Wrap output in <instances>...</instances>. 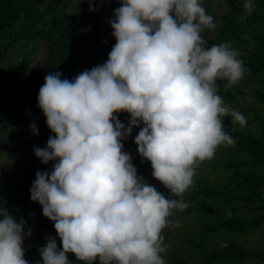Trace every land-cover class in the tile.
Masks as SVG:
<instances>
[{"label": "clouds", "instance_id": "obj_1", "mask_svg": "<svg viewBox=\"0 0 264 264\" xmlns=\"http://www.w3.org/2000/svg\"><path fill=\"white\" fill-rule=\"evenodd\" d=\"M242 6L247 13L256 7L254 0ZM109 24L115 43L105 62L71 79L49 72L38 91L53 135L34 153L54 163L50 172L37 171L30 199L62 247L46 237L31 264H73L69 253L83 264H165L162 230L179 225L171 217L188 207L182 194L196 168L219 146L234 145L224 118L247 123L217 92V81L235 84L245 75L242 54L228 41L208 45L202 33L216 24L201 0H120ZM135 127L152 177L179 199L138 174L123 145ZM24 223L0 207V264H30Z\"/></svg>", "mask_w": 264, "mask_h": 264}, {"label": "rangeland", "instance_id": "obj_2", "mask_svg": "<svg viewBox=\"0 0 264 264\" xmlns=\"http://www.w3.org/2000/svg\"><path fill=\"white\" fill-rule=\"evenodd\" d=\"M120 0H0V47L5 55L0 62V81L26 73L22 84L0 88V207L25 211L23 230L25 258L40 260L39 248L46 237L62 247L53 222L33 207L30 187L37 171L50 172L52 161L42 164L34 146L44 147L51 133L37 106L39 88L49 72L59 71L73 78L81 71L102 64L115 43L109 18ZM214 18L216 27L202 35L208 45L225 41L238 49L246 66L245 75L235 84L217 81V92L231 108L247 120L241 126L225 117V131L234 145H221L212 159L196 168L193 184L183 193L188 207L174 210L173 220L163 231L167 250L165 264H264V0H254L251 13L243 0H201ZM233 18H248L245 27H230ZM97 28L95 45L68 36L50 41L42 36L15 37L42 31L46 35H88ZM221 29V30H220ZM20 84V85H19ZM118 118L127 124L128 113ZM35 124L38 134H33ZM123 141L133 157L138 174L168 198L179 199L152 177L149 161L137 152L134 136ZM230 213V214H229ZM73 264H83L68 254ZM94 264H99L95 261Z\"/></svg>", "mask_w": 264, "mask_h": 264}, {"label": "trees", "instance_id": "obj_3", "mask_svg": "<svg viewBox=\"0 0 264 264\" xmlns=\"http://www.w3.org/2000/svg\"><path fill=\"white\" fill-rule=\"evenodd\" d=\"M232 20L233 21L231 23L229 21H227V23H229L230 27L234 26L235 28L245 27L249 23L248 18H243V19L233 18ZM37 35L42 36L46 39H49L50 41L60 40L64 36H68V37H71L74 39H78L80 41H85V42L89 43L90 45H95L99 39V31L96 27L91 29V31L89 32L88 35H84V36L83 35H76V34H65V35L50 36V35H46L42 31H36L34 33H26L23 29H21L19 32L14 34L15 37H34ZM4 55H5V51H4V49H1V47H0V62H1V59L3 58ZM26 76H27L26 73H21L16 77L4 78L3 80L0 81V88L6 86L8 84H11V83L22 84L24 82V80L26 79ZM39 84H42V83H39ZM33 207L37 208L38 210H42L41 206L37 202H35L33 204ZM6 209L16 217L18 222L20 220H24L25 214H26L25 211H15V210H12L9 208H6Z\"/></svg>", "mask_w": 264, "mask_h": 264}]
</instances>
